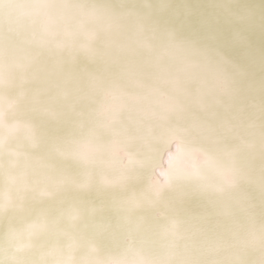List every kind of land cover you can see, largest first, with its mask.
Here are the masks:
<instances>
[{
  "label": "clouds",
  "instance_id": "clouds-1",
  "mask_svg": "<svg viewBox=\"0 0 264 264\" xmlns=\"http://www.w3.org/2000/svg\"><path fill=\"white\" fill-rule=\"evenodd\" d=\"M0 264H264V0H0Z\"/></svg>",
  "mask_w": 264,
  "mask_h": 264
}]
</instances>
